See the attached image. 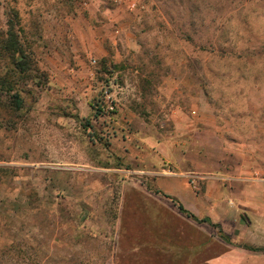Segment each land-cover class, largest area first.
I'll list each match as a JSON object with an SVG mask.
<instances>
[{
	"label": "rangeland",
	"instance_id": "374dc122",
	"mask_svg": "<svg viewBox=\"0 0 264 264\" xmlns=\"http://www.w3.org/2000/svg\"><path fill=\"white\" fill-rule=\"evenodd\" d=\"M10 30L29 60L22 107L0 93V264H171L144 246L156 179L264 156V0H0Z\"/></svg>",
	"mask_w": 264,
	"mask_h": 264
},
{
	"label": "crops",
	"instance_id": "0c3cea01",
	"mask_svg": "<svg viewBox=\"0 0 264 264\" xmlns=\"http://www.w3.org/2000/svg\"><path fill=\"white\" fill-rule=\"evenodd\" d=\"M240 159L235 174L230 170L216 177L202 176L211 170L195 165L194 172L166 173L179 178L177 182H166L173 177L156 179L155 191L170 196L197 219L208 218L216 226L198 223L181 213L172 200L151 194L150 199L167 211L156 232L161 236L158 246L144 245L154 253L152 262H264V165H260L264 156L247 154Z\"/></svg>",
	"mask_w": 264,
	"mask_h": 264
},
{
	"label": "trees",
	"instance_id": "16d2710c",
	"mask_svg": "<svg viewBox=\"0 0 264 264\" xmlns=\"http://www.w3.org/2000/svg\"><path fill=\"white\" fill-rule=\"evenodd\" d=\"M0 57L4 60V63H5V72L3 74L0 73V93L3 94V93H9L12 91H16L15 95L12 96V98L14 99L13 101L14 109H20L22 107V101L18 98L19 90L17 88V85L19 84L20 79L22 80V78H19V74L25 73V71L27 70L26 65L28 64L29 59L25 55L21 46L19 45L17 34L13 33L11 30L8 32L5 31L4 33H2V37L0 40ZM6 60H9V62L12 64V67H13L12 69L8 67ZM101 110L102 108L97 109L98 112H100ZM13 177H16V176H13ZM155 193L160 194L164 196L165 198L172 200V202H174L177 205L178 210L181 213L185 214L189 218H192L194 221L198 223H207L212 226H216V225H213L210 219L208 218H203L201 220L197 219L190 212L186 211L182 207L181 204L173 200L170 196L162 193L161 191H155ZM33 196H34V193L32 195L30 194L27 196L28 200L26 201V205L28 206L30 205L29 203H31L30 201ZM15 203L17 202L16 201L12 202V205L14 206ZM30 211H33V210H30ZM38 227H40V229L43 228V226H41L40 224H37V222L29 226L28 228L29 230H27L26 231L27 233H25L26 235L25 237L26 246L25 247H28V249H31L30 247L35 248L36 253H38V255L41 256V254H43L42 251L45 248L44 247L45 244H41L40 238L34 235V233L30 232V230L39 231L40 229ZM25 229L26 228L24 226V229L22 231H24ZM36 233L37 232H35V234ZM32 243H35V245L33 246ZM38 262H41V258H39Z\"/></svg>",
	"mask_w": 264,
	"mask_h": 264
},
{
	"label": "built area",
	"instance_id": "2783aa9c",
	"mask_svg": "<svg viewBox=\"0 0 264 264\" xmlns=\"http://www.w3.org/2000/svg\"><path fill=\"white\" fill-rule=\"evenodd\" d=\"M105 93V97L109 99V92H107V90L104 92ZM112 111L113 110V104L112 102H110V105L107 107V111ZM170 175H173L172 173H168Z\"/></svg>",
	"mask_w": 264,
	"mask_h": 264
}]
</instances>
